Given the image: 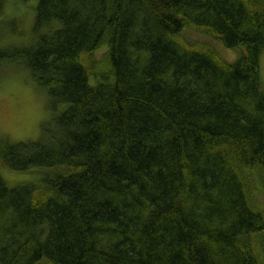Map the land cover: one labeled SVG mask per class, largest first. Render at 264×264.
Instances as JSON below:
<instances>
[{"label":"trees","instance_id":"1","mask_svg":"<svg viewBox=\"0 0 264 264\" xmlns=\"http://www.w3.org/2000/svg\"><path fill=\"white\" fill-rule=\"evenodd\" d=\"M20 1L49 117L0 137V264H264V0Z\"/></svg>","mask_w":264,"mask_h":264},{"label":"rangeland","instance_id":"2","mask_svg":"<svg viewBox=\"0 0 264 264\" xmlns=\"http://www.w3.org/2000/svg\"><path fill=\"white\" fill-rule=\"evenodd\" d=\"M34 7L35 1L7 0L4 3L0 12V48L9 45L21 46L28 40L34 21ZM197 37L201 36L197 34ZM193 38H196V35ZM201 40L215 46L221 58L229 61L235 59L233 53L220 44H212L207 38L201 37ZM107 59L105 47L96 51L94 69L96 67L97 71H102L99 75L109 72ZM259 68L264 87V52L259 57ZM45 100V91L30 79L24 68L0 69V137H5L13 143L37 138L40 125L49 117ZM2 174L9 181L24 180L28 177L26 173L6 171ZM257 198L264 209V195L260 190Z\"/></svg>","mask_w":264,"mask_h":264}]
</instances>
